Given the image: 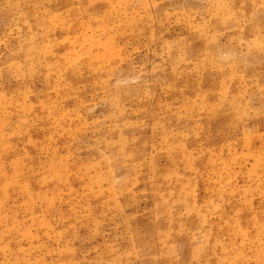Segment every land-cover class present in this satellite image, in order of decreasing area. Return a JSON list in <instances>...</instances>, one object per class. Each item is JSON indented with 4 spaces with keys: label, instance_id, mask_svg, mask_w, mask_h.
I'll use <instances>...</instances> for the list:
<instances>
[{
    "label": "rangeland",
    "instance_id": "rangeland-1",
    "mask_svg": "<svg viewBox=\"0 0 264 264\" xmlns=\"http://www.w3.org/2000/svg\"><path fill=\"white\" fill-rule=\"evenodd\" d=\"M0 264H264V0H0Z\"/></svg>",
    "mask_w": 264,
    "mask_h": 264
}]
</instances>
